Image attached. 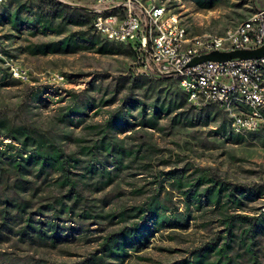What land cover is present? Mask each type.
<instances>
[{"label":"rangeland","instance_id":"obj_1","mask_svg":"<svg viewBox=\"0 0 264 264\" xmlns=\"http://www.w3.org/2000/svg\"><path fill=\"white\" fill-rule=\"evenodd\" d=\"M160 1L177 15L188 35L220 34L264 6V0ZM33 3L35 0L0 3V121L10 127L25 126L47 134L62 152L78 159L76 168L70 169L73 172H83L82 161L93 158L103 161L98 147L100 140L109 141L116 149L129 154L122 156L121 168L116 171L110 163L106 164V169L111 170L109 183H101L102 178L98 184H92L96 177L75 183L74 189L81 193L90 216L84 219L64 214L59 224L81 223L85 231L72 233L66 241L51 247L36 248L15 239L2 242L0 264H72L86 256L98 255L100 236L118 225L117 217L108 220L103 215L117 213L120 209L132 214L152 193L166 208V215L183 216L187 210L180 190L191 188L189 183L193 184L199 177L244 186L264 184V120L256 132L235 135L222 111L212 106H195L184 99L180 108L159 116L156 128L142 126L139 123L141 108L149 114L154 101L178 100L181 90L177 83L156 76L129 54L98 52V44L89 45L84 41H79L84 48L74 53H30L28 47L32 45L54 42L78 30L65 25L61 34L42 32L39 26L31 24L36 10ZM86 3L79 0L78 5ZM17 8L19 19L25 20L16 28L2 24L1 16L5 11L12 14ZM7 64L23 69L27 80L19 82L11 78ZM139 75L146 77L142 87L130 85L131 78ZM37 91L39 99L35 98ZM127 98L137 102L126 117L131 124L121 132L108 130L104 122L109 115L127 108ZM72 110L75 112L65 115ZM172 116L175 117L173 122L170 121ZM2 131L0 149L3 144L16 148L17 143L3 136ZM87 147L95 154L92 159L80 154ZM107 160L110 161V157ZM171 171L181 174L187 184L178 188L170 182ZM209 184L211 182L197 187L198 191ZM48 192L40 190L35 203L44 202L42 197ZM59 192L63 194L65 189ZM250 199L245 202L244 211L235 212L264 215V198ZM62 200L66 204L70 202ZM189 210L192 215L196 213ZM233 212L228 208V213ZM45 215L39 218L45 220ZM96 215L101 216L96 218ZM221 217L215 214L204 226L199 223L200 218L188 217L183 228H164L153 234L146 248L130 252L124 264H171L185 258L192 246L208 239L210 231L222 230ZM131 220L126 218L119 225ZM171 233L177 236L170 239ZM255 248V264H264V237Z\"/></svg>","mask_w":264,"mask_h":264},{"label":"trees","instance_id":"obj_2","mask_svg":"<svg viewBox=\"0 0 264 264\" xmlns=\"http://www.w3.org/2000/svg\"><path fill=\"white\" fill-rule=\"evenodd\" d=\"M33 4L36 10L32 13L31 24L39 26L42 32L49 30L61 34L65 25L74 26L78 30L54 42L32 45L28 47L30 53H74L79 48H84V45L79 43L84 41L89 45L98 44L96 48L98 52L129 54L138 60L139 54L130 44L110 42L93 32L92 12L67 6L56 0H35ZM17 13L18 8L12 14L6 10L1 16V23L16 28L25 20L19 19ZM145 81L146 77L139 75L131 78L130 85L140 88ZM38 93L37 91L36 99H39ZM184 99L187 100V95L181 90L178 100L169 98L167 101L161 100L157 103L154 101L149 114L145 113V108H141L139 123L147 128H156L159 116L180 108ZM125 102L128 104L125 110L109 115L104 122L108 130L121 132L131 124L126 117L129 115L128 110L137 102L129 98L125 99ZM74 112L67 111L65 115ZM174 120L175 117L172 116L170 121ZM1 130H4L3 136L17 143V147L3 144L0 149V243L15 239L16 242L36 248L51 247L58 242L66 241L72 233L85 231L81 228V223L68 226L59 224L62 221L61 215L64 214L84 219L90 216L81 193L74 189L75 183H83L81 179L93 177L96 179L92 184L96 182L98 184L102 178L104 180L101 183H109L111 170L106 169V164L110 163L113 171H116L121 168L122 156L125 157L129 153L116 149L109 141L104 143L100 140L98 147L99 152L103 153V161L92 159V155L95 154L87 147L80 154L91 156L92 161H82L83 165L80 166L82 173L73 172L70 169L76 168L78 159L62 152L44 132L25 126L10 127L5 121H0V132ZM14 150L16 152H13ZM108 157L110 161L107 160ZM70 176L75 178L72 179ZM168 177L178 188L187 184L182 179L183 176L176 172L171 171ZM208 182L211 184L198 191L199 186ZM189 186L191 188L188 190H180L184 194L187 210L183 216L166 215V208L155 200L152 193L145 197L141 206L133 209L132 214L120 209L117 213L103 215L102 217L108 220L117 217V227L100 236L98 255L86 256L72 264H124L130 257V252L147 247L154 233L164 228L172 230L183 228L188 217L200 218L199 223L204 226L212 221L215 214L222 215L220 218L222 230L210 231L208 239L192 246L187 257L171 264H243L242 261H245V264H255L257 255L255 247L258 246L261 237H264V215L235 211H244L245 202L250 197L253 200L264 198V184L244 186L199 177L193 184L189 183ZM63 188L65 193L62 194L59 191ZM40 190L49 192L42 197L44 202L35 203L34 198L39 195ZM54 192L59 194L54 195ZM62 199L70 202L66 204ZM189 208L196 213L192 215ZM228 208H232L234 212L228 213ZM76 209H80L77 214ZM44 213L47 214L46 219L41 220L39 217ZM100 216L96 215V218ZM126 218L132 220L128 224L119 225L125 222ZM168 236L173 239L177 234L171 233Z\"/></svg>","mask_w":264,"mask_h":264},{"label":"built area","instance_id":"obj_3","mask_svg":"<svg viewBox=\"0 0 264 264\" xmlns=\"http://www.w3.org/2000/svg\"><path fill=\"white\" fill-rule=\"evenodd\" d=\"M3 0H0V3ZM94 14L91 28L101 38L130 44L138 60L158 77L176 81L195 106L222 111L235 135L258 130L264 120V56L205 61L187 66L211 51L253 49L264 42V6L220 34L188 35L179 18L160 0H56ZM9 76L25 82L23 69L7 64Z\"/></svg>","mask_w":264,"mask_h":264},{"label":"water","instance_id":"obj_4","mask_svg":"<svg viewBox=\"0 0 264 264\" xmlns=\"http://www.w3.org/2000/svg\"><path fill=\"white\" fill-rule=\"evenodd\" d=\"M264 56V42L259 47L253 49H235L230 51H211L206 54L192 57L187 66H193L205 61H227L236 59H256Z\"/></svg>","mask_w":264,"mask_h":264}]
</instances>
